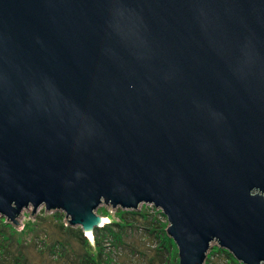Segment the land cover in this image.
<instances>
[{"label":"water","instance_id":"95a60500","mask_svg":"<svg viewBox=\"0 0 264 264\" xmlns=\"http://www.w3.org/2000/svg\"><path fill=\"white\" fill-rule=\"evenodd\" d=\"M264 0H0V216L148 204L178 264H264Z\"/></svg>","mask_w":264,"mask_h":264},{"label":"rangeland","instance_id":"374dc122","mask_svg":"<svg viewBox=\"0 0 264 264\" xmlns=\"http://www.w3.org/2000/svg\"><path fill=\"white\" fill-rule=\"evenodd\" d=\"M139 209L145 218L122 214V209L104 204L96 208L95 214L104 219L103 224L113 221L123 226H112L111 232L119 233L120 241L110 242L98 254L90 250L92 234L85 235L78 225L67 224L62 211H45L38 206L30 214L28 207L17 217L18 224L0 216V264H178L173 242L163 249L155 237L160 235L162 224L166 226L165 217L148 204H139L135 210ZM150 226L153 232L148 231ZM215 246L212 242L209 249ZM210 261L217 264L224 260L214 253Z\"/></svg>","mask_w":264,"mask_h":264},{"label":"trees","instance_id":"16d2710c","mask_svg":"<svg viewBox=\"0 0 264 264\" xmlns=\"http://www.w3.org/2000/svg\"><path fill=\"white\" fill-rule=\"evenodd\" d=\"M122 214H127V215H131V216L132 215H138V216L143 217V218L146 217L145 214L142 213L141 209H139L138 211H136V210L135 211L134 210H122ZM159 214L161 216H163L160 212H159ZM149 224H152V223H149ZM113 225L115 227H117V226L121 227V228L123 227L122 224H118L117 222L110 221V222L105 223L102 226L96 227L92 230L91 234H92V239H93V243H92L93 248L90 247L91 252L94 251L98 254L101 252L100 250H103L105 245L107 246V244H110V242H113L115 244L117 241L118 242L120 241L121 235L119 233L114 235L111 232ZM126 226H129V225H126ZM164 226H165V224L163 223L162 228L160 229V235L157 234V235H155V237L158 238L159 246L163 249H167L169 245L173 246V244H172L171 239L166 236ZM146 230H147V228H146ZM153 230L154 229H153V227L151 228V226L148 228L149 232H153ZM83 239H84V237H83ZM85 244H87V243L85 242ZM213 249L214 250L208 249V251L205 255L203 264H213V262L210 260H211L212 254H214V253H216V255H219V256L222 255L223 260H224L223 263H217V264H241L240 262L236 261L229 252L225 251L224 249L219 248L218 246H215ZM88 260L90 262H92L90 259H88Z\"/></svg>","mask_w":264,"mask_h":264},{"label":"bare ground","instance_id":"6f19581e","mask_svg":"<svg viewBox=\"0 0 264 264\" xmlns=\"http://www.w3.org/2000/svg\"><path fill=\"white\" fill-rule=\"evenodd\" d=\"M103 222H104V219H103Z\"/></svg>","mask_w":264,"mask_h":264}]
</instances>
